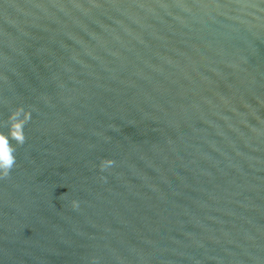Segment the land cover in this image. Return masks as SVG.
Returning a JSON list of instances; mask_svg holds the SVG:
<instances>
[{"label": "water", "instance_id": "1", "mask_svg": "<svg viewBox=\"0 0 264 264\" xmlns=\"http://www.w3.org/2000/svg\"><path fill=\"white\" fill-rule=\"evenodd\" d=\"M18 106L0 264H264V0H0Z\"/></svg>", "mask_w": 264, "mask_h": 264}, {"label": "clouds", "instance_id": "2", "mask_svg": "<svg viewBox=\"0 0 264 264\" xmlns=\"http://www.w3.org/2000/svg\"><path fill=\"white\" fill-rule=\"evenodd\" d=\"M31 120V112L24 109L22 106H18L13 110L7 120V132L0 129V178H6L9 176L10 171L16 163L15 146L11 141H15L16 144L22 145L25 142L24 127L28 121ZM115 163L110 158L102 159L100 163L101 170L112 166ZM106 179V177H101ZM72 205L74 208H78V201L73 200Z\"/></svg>", "mask_w": 264, "mask_h": 264}]
</instances>
